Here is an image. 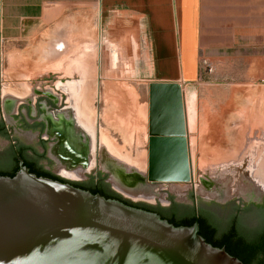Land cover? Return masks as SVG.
Wrapping results in <instances>:
<instances>
[{
	"label": "rangeland",
	"instance_id": "rangeland-1",
	"mask_svg": "<svg viewBox=\"0 0 264 264\" xmlns=\"http://www.w3.org/2000/svg\"><path fill=\"white\" fill-rule=\"evenodd\" d=\"M67 23L66 19H55L41 24L28 39L20 36L6 39L0 26V119L12 138L27 144L37 143L35 133L21 122L32 121L26 113L29 105L35 112L40 102L49 104L46 96L38 92L56 96L57 108H70L69 100L78 98L75 114L83 124L79 123L91 150V160L88 157L85 166L88 172L70 177L61 172V167L48 165L54 173L59 172L72 181H86L89 175L102 171L116 192L134 202L153 205L168 206L171 195L180 203L194 206L212 201L241 205L252 201L248 198L254 193H259L254 202L264 198V73L207 71L180 83L186 132L181 137L167 140L173 145L169 147L173 155L176 148L178 156V144L181 140L185 142L189 169L180 170L185 174L184 179L148 181L150 171L161 178L179 171L168 169L159 173L151 170V166L161 164L163 142L158 140L162 137L150 133L154 115L150 108V84L165 81L143 74L66 72L69 64H83V55L94 52L90 50L93 39L89 40L86 35L87 40H84L83 28L76 23L70 27ZM68 28L72 30V37L78 40L60 41V53L65 54L69 45L77 46V51L72 53L76 57L58 59V53L54 56L46 54L45 51L54 45L56 33ZM95 38H98L97 34ZM73 80L81 83V89L74 94L67 88ZM83 97L87 101L85 105ZM53 103L55 110V99ZM82 108L90 111L91 122L88 124L80 117ZM172 108L175 109L174 105ZM7 110H10L12 121ZM176 111L169 119L179 117L178 109ZM156 117L152 124L157 128L166 124L161 116ZM15 130L18 136H15ZM104 137L110 144L103 141ZM10 143L9 139H0V150ZM92 163L93 166L88 168ZM249 224L253 226L252 222Z\"/></svg>",
	"mask_w": 264,
	"mask_h": 264
},
{
	"label": "water",
	"instance_id": "water-1",
	"mask_svg": "<svg viewBox=\"0 0 264 264\" xmlns=\"http://www.w3.org/2000/svg\"><path fill=\"white\" fill-rule=\"evenodd\" d=\"M150 108L152 123L157 115L166 123L150 125L163 142L161 164L151 170L179 171L166 178L150 171L147 180L184 179L186 144L181 140V156L176 148L173 155L167 140L186 132L180 83H151ZM176 109L179 117L171 119ZM19 165L13 177L0 176V264H243L208 243L197 221L175 226L155 212L37 176L21 157Z\"/></svg>",
	"mask_w": 264,
	"mask_h": 264
},
{
	"label": "crops",
	"instance_id": "crops-1",
	"mask_svg": "<svg viewBox=\"0 0 264 264\" xmlns=\"http://www.w3.org/2000/svg\"><path fill=\"white\" fill-rule=\"evenodd\" d=\"M55 19L93 39L94 52L83 64L64 65L68 73L143 74L181 84L207 71L264 73V0H0L6 39H28ZM71 33L61 29L54 41L76 42ZM76 51L69 45L58 59Z\"/></svg>",
	"mask_w": 264,
	"mask_h": 264
},
{
	"label": "trees",
	"instance_id": "trees-1",
	"mask_svg": "<svg viewBox=\"0 0 264 264\" xmlns=\"http://www.w3.org/2000/svg\"><path fill=\"white\" fill-rule=\"evenodd\" d=\"M0 136L11 140L10 145L0 151V176L16 175L20 170L19 157H21L29 171L37 176L69 182L93 194L118 199L131 206L155 212L175 226H191L197 221L199 234L208 243L215 247H224L229 254L237 257L243 264H264V209L257 216L250 217V214L245 213L247 208L234 205L230 211L234 214L229 217L230 223L225 226L221 221L224 217L215 212L218 209L217 206L179 203L172 195L168 197L170 200L168 206L134 202L113 190L106 181L107 175L101 172L97 175H89L86 181H71L52 173L40 162L46 159V152H39L34 146L12 138L2 119H0ZM250 222L253 226H250Z\"/></svg>",
	"mask_w": 264,
	"mask_h": 264
},
{
	"label": "flooded vegetation",
	"instance_id": "flooded-vegetation-1",
	"mask_svg": "<svg viewBox=\"0 0 264 264\" xmlns=\"http://www.w3.org/2000/svg\"><path fill=\"white\" fill-rule=\"evenodd\" d=\"M41 95L46 96V98L49 100V104H48V102H46V103L40 102L38 104L39 105L38 110L36 109L35 112L33 110V107L29 105L26 113L27 114L29 113L30 117H32V121L30 122L26 119L27 122H25V121L21 122V124L24 127L28 128L29 130H31L32 132L35 133V135L37 137V143L27 144V143L22 142L19 138H17V139L26 145L34 146L39 152H46V159H43L40 162H41V164L44 165V167L46 169H48L52 173H54V172L49 169L48 165L49 166L55 165V166H57V168L66 166V167H69L71 170L74 168L76 169L78 167H82V169H83V167H85L87 165L88 157H89V161L91 160L90 159L91 158L90 157L91 150L89 149L90 144H89L88 139L84 138V133H83V135H81L80 143H76L77 142L76 138L71 139V137H70L68 142H66V140L64 139L63 145H57L60 142V137L57 133L62 132V131L64 132V130L67 128V116H66V118H63L61 120L62 129L58 130L56 132L55 136H50V135H47L48 123L45 119V115H46V113L51 112L53 117L56 118V117H58L59 113L62 114V111H65L67 109V107L66 108H63V107L57 108L56 107L57 106L56 100H58V98H56V96H55V98H53L50 94H41ZM54 99H55V110L52 109V104H54L53 103ZM70 112L72 113V110ZM26 113H24L22 111L23 116H25ZM10 115H11V113L8 116L10 117L9 119H11L10 121H12V118ZM19 117L23 118L22 116H19ZM7 131H8V129H7ZM14 132H15V136H18V135H16V130ZM35 135L33 136V139L35 138ZM0 139H5V138L0 136ZM72 140H73V142L76 143L75 145H73L71 143ZM29 141L31 142V140H29ZM65 142H66V144H65ZM53 146H55L54 147L55 152H53V153L55 154V157L57 159H59L58 161L54 157H52V155H51V150H52ZM62 148H65V149L62 151ZM3 150H0V151H3ZM86 172H88V171H86ZM99 172L104 174L102 171H98V172L94 173V175H97ZM54 174L69 180L68 178H66L65 176L60 174L59 172H55ZM106 181H107V179H106ZM174 200L176 202H178L175 198H174ZM250 200H252V201H249L246 203L244 202L241 205L239 203H236V202H234V204L228 203L227 201L226 202L212 201V202H207V204H205V205L208 207H211V206L216 207L217 206L218 209H216L215 212H217V214H219L221 217H224L223 220H221V221H222V224L226 226L230 223L229 217L232 214H234V212L233 213L230 212L232 206H234V205L240 206L241 208H247V210H245V213L250 214V217L257 216V214L260 213L264 209V198H262L261 200L256 201V202L253 201L254 199H250ZM140 202H142V201H140ZM144 203H147V202H144ZM184 204H187V203H184ZM168 205H170V200H169ZM241 213H243V212H241Z\"/></svg>",
	"mask_w": 264,
	"mask_h": 264
},
{
	"label": "bare ground",
	"instance_id": "bare-ground-1",
	"mask_svg": "<svg viewBox=\"0 0 264 264\" xmlns=\"http://www.w3.org/2000/svg\"><path fill=\"white\" fill-rule=\"evenodd\" d=\"M62 42V41H61ZM61 42L60 41H55V45H54V47L52 48L51 47V49H50V51L48 52V54L49 55H54V53L57 55V53H60V51L62 50V47H61ZM64 43V42H63ZM54 44V43H53ZM65 45V44H64ZM41 66V65H40ZM50 67V66H49ZM83 84V83H82ZM67 88H68V90H69V92H72L73 94L74 93H77V90L78 89H81V83L79 84V82L77 81V80H73L68 86H67ZM7 90H8V88H7ZM10 91H12V92H16V93H18V91H15L14 89H9ZM39 94H50L53 98H55L51 93H43V92H38ZM86 95V94H85ZM84 95V96H85ZM79 96H80V94H79ZM87 97H88V95H87ZM76 98H77V96H76ZM84 98V100H83V103H84V105L87 103V101H86V98L85 97H83ZM82 98V99H83ZM69 102H70V108L68 107L65 111H62V114L61 113H59V115H58V117H53V115H52V113L51 112H48V113H46V115H45V119H46V121H47V123H48V130H47V135H50V136H55L56 135V132L58 131V130H61L62 129V122H61V120L63 119V118H66V116H67V128L64 130V132L62 131V132H58L57 134L59 135V137H60V142L57 144V145H63V143H64V139L66 140V142H68L69 141V139H70V137H71V139H74V138H76V140H77V142L76 143H80V141H81V135H83V131L81 130V128L83 127V126H80L79 125V123H81L80 121H79V116H78V114H75V111H76V108L77 107H79V105H78V103H79V99L77 98V99H74V100H72L71 101V99L69 100ZM252 102V101H251ZM5 104L7 105L8 104V100L7 101H5ZM8 106V105H7ZM6 109H8V108H6ZM72 110V113L70 112ZM6 113H7V115H9L10 114V110H7L6 111ZM66 114V115H65ZM80 117L82 118V120H84V121H87V124L88 123H90L89 122V120H91V117H90V111L88 110V109H85L84 110V108H82L81 109V111H80ZM257 117V116H256ZM10 118V117H9ZM264 118V117H263ZM264 123V122H263ZM82 124V123H81ZM83 125V124H82ZM89 127H90V124H89ZM85 132V131H84ZM72 133V134H71ZM109 139H107V137H104V140L103 141H105L107 144L109 143V141H108ZM66 142H65V144H66ZM73 145H75L76 143L75 142H73V140H72V142H71ZM110 144V143H109ZM55 146H53V148H52V150H51V155H52V157H54L57 161L59 160V159H57L56 157H55V154L53 153V152H55V148H54ZM61 147V146H60ZM65 148H62V151L64 150ZM217 154V153H216ZM225 154V153H224ZM218 155V154H217ZM217 155H215V156H217ZM227 155V154H226ZM229 155V154H228ZM121 158H122V156H120ZM219 157V156H218ZM218 157H216V158H218ZM220 158V157H219ZM125 159H128V158H125ZM221 159V158H220ZM219 160V159H218ZM222 160V159H221ZM137 162V161H136ZM95 163V162H94ZM131 164H132V162H131ZM62 166V165H61ZM93 166V163L92 164H89L88 165V168H91ZM62 169H61V172L63 173V174H67L68 176H70V177H79V176H81V174L83 173V172H85L86 170H87V168L85 167H83L84 169H82V168H74V169H70L69 167H61ZM109 182H110V179H109ZM114 184H115V182H113ZM117 184V183H116ZM116 184H115V186H116ZM135 189H138V190H140L139 188H135ZM258 193V192H257ZM259 194V193H258ZM258 194H250V196H249V198L248 199H257L258 197ZM247 195H248V193H247Z\"/></svg>",
	"mask_w": 264,
	"mask_h": 264
}]
</instances>
